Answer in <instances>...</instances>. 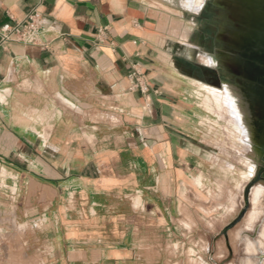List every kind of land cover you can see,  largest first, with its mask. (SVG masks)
Masks as SVG:
<instances>
[{
  "label": "crops",
  "instance_id": "crops-1",
  "mask_svg": "<svg viewBox=\"0 0 264 264\" xmlns=\"http://www.w3.org/2000/svg\"><path fill=\"white\" fill-rule=\"evenodd\" d=\"M34 10L39 42H2L1 28ZM190 11L183 0H0V264H159L146 236L190 228L193 188L214 163L191 91L224 81L190 68L192 47L220 76ZM135 70L146 92L132 88Z\"/></svg>",
  "mask_w": 264,
  "mask_h": 264
},
{
  "label": "rangeland",
  "instance_id": "rangeland-1",
  "mask_svg": "<svg viewBox=\"0 0 264 264\" xmlns=\"http://www.w3.org/2000/svg\"><path fill=\"white\" fill-rule=\"evenodd\" d=\"M180 1L174 0L176 4ZM213 1L203 0L199 9L186 6L191 9L188 16L196 19L191 20L194 22L192 39H199L202 30L205 31L211 13L221 14L212 5ZM178 7L181 6L175 9ZM201 8L199 14L193 12ZM216 28L213 24L210 33H215ZM205 42L210 49L216 47V43ZM185 53L195 64V67L190 66L192 71L218 80L219 75L214 76L203 68L204 63L213 62L209 55L203 52L198 55L192 47ZM195 82L198 85L193 86L191 94L196 102L195 113L202 120L201 140L214 161L209 182L204 185L199 178L196 180L200 187L193 188L192 202L198 216L185 224L190 227L188 230L175 235L146 236L145 241L159 244V264H264V183H252L256 162L249 151V120L246 122L237 110L239 99L234 86L224 81L219 87ZM259 184H263V190L256 199L252 191ZM248 197L250 203L246 207ZM198 226L206 228V233L194 234L193 227Z\"/></svg>",
  "mask_w": 264,
  "mask_h": 264
},
{
  "label": "flooded vegetation",
  "instance_id": "flooded-vegetation-1",
  "mask_svg": "<svg viewBox=\"0 0 264 264\" xmlns=\"http://www.w3.org/2000/svg\"><path fill=\"white\" fill-rule=\"evenodd\" d=\"M233 4H237L236 0H233ZM212 5L221 14L211 13V19L207 20L205 32L207 41L216 43V47L210 49L206 42H204V47L208 51H213L215 55L216 64L220 70L219 78L239 89L246 103L248 102L251 130L249 151L256 162L252 183H264V42L256 40L251 32L252 29L246 25L242 15L236 10L228 11L219 0H214ZM213 24L217 25V28L212 34L210 31ZM245 42L249 49L247 58L244 56ZM246 63L248 64L247 69L244 67ZM245 203L247 207L250 203L248 198Z\"/></svg>",
  "mask_w": 264,
  "mask_h": 264
},
{
  "label": "built area",
  "instance_id": "built-area-1",
  "mask_svg": "<svg viewBox=\"0 0 264 264\" xmlns=\"http://www.w3.org/2000/svg\"><path fill=\"white\" fill-rule=\"evenodd\" d=\"M41 31V21L39 13L34 10L26 18L15 25L6 24L1 28L2 42L17 40L27 44L39 42ZM132 88H139L142 92L147 91V84L142 79V74L135 70L132 74Z\"/></svg>",
  "mask_w": 264,
  "mask_h": 264
},
{
  "label": "water",
  "instance_id": "water-1",
  "mask_svg": "<svg viewBox=\"0 0 264 264\" xmlns=\"http://www.w3.org/2000/svg\"><path fill=\"white\" fill-rule=\"evenodd\" d=\"M222 6L228 11L236 10L242 15L246 25L251 28V32L255 35L256 40L263 43L264 37V0H236L237 4H233V0H219ZM247 36V35H246ZM259 38V39H257ZM244 56L247 58L248 44L245 43ZM230 65V63H229ZM244 67H248L246 63ZM241 217V216H240ZM240 217L237 219L239 220ZM236 220V221H237Z\"/></svg>",
  "mask_w": 264,
  "mask_h": 264
},
{
  "label": "bare ground",
  "instance_id": "bare-ground-1",
  "mask_svg": "<svg viewBox=\"0 0 264 264\" xmlns=\"http://www.w3.org/2000/svg\"><path fill=\"white\" fill-rule=\"evenodd\" d=\"M184 2L186 3V6L190 7V8H195V9H199L200 5L203 3V0H184ZM236 15V14H235ZM236 17V16H235ZM245 36V35H244ZM255 37V36H254ZM259 39V38H258ZM264 42V41H263ZM246 43V42H245ZM257 46V45H256ZM244 48V47H243ZM257 48V47H256ZM261 49V48H260ZM262 50V49H261ZM259 51V50H258ZM256 51V52H258ZM241 52V51H240ZM255 52V53H256ZM257 54V53H256ZM259 54V53H258ZM257 56V55H256ZM254 57V56H253ZM246 60V59H245ZM261 60V59H259ZM257 64V63H256ZM258 72V71H257ZM256 73V72H255ZM250 74V73H249ZM252 75V74H251ZM254 76V75H253ZM251 77V76H250ZM255 77V76H254ZM246 79V78H245ZM261 81V80H260ZM255 83V82H254ZM262 83V82H261ZM264 83V82H263ZM236 88V87H235ZM255 89V88H254ZM236 91V95L237 98L239 99V104L237 105V110H239L242 114L243 117H245L247 120L246 122L250 119L249 118V111H248V106L246 103V100L244 99L242 92L239 89H235ZM263 98V97H262ZM251 117V115H250ZM4 184V183H3ZM263 190V184H259L257 186H255L253 188V194L254 197L257 199L260 197L261 193Z\"/></svg>",
  "mask_w": 264,
  "mask_h": 264
}]
</instances>
